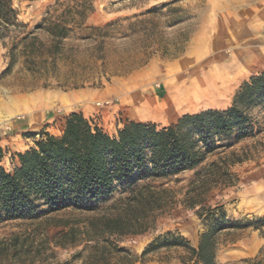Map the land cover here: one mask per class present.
Here are the masks:
<instances>
[{"label":"rangeland","instance_id":"374dc122","mask_svg":"<svg viewBox=\"0 0 264 264\" xmlns=\"http://www.w3.org/2000/svg\"><path fill=\"white\" fill-rule=\"evenodd\" d=\"M18 9L33 49L18 48L12 60L0 43V165L9 173L19 164L17 153L29 149L40 132L59 135L70 112L83 113L110 135L130 121L166 126L183 114L229 107L241 83L264 69V0H33ZM54 23L68 28L60 40L48 32ZM60 95L74 99L61 103ZM145 98L170 105L151 111ZM251 116L264 126L261 109ZM263 137L264 130L221 154L249 157L207 188L193 190L191 183L219 155L170 178L140 182L156 191L160 207L143 211V231L114 242L134 256L163 236H183L196 246L199 234L215 222L197 217L201 206H221L226 218L219 222L226 226L263 217L264 197L253 199L243 174L264 164ZM192 195L197 203L189 207ZM118 197L94 212L0 221V264H84L93 242L82 230L93 220L126 213L124 200L114 203ZM69 228L74 244L71 237L62 239ZM60 241L68 245L55 244ZM217 242L216 264H264V239L252 225L221 231ZM185 255L184 247L161 246L142 261L122 260L121 254L108 264H182Z\"/></svg>","mask_w":264,"mask_h":264},{"label":"trees","instance_id":"16d2710c","mask_svg":"<svg viewBox=\"0 0 264 264\" xmlns=\"http://www.w3.org/2000/svg\"><path fill=\"white\" fill-rule=\"evenodd\" d=\"M25 1L33 0H0V43L12 60L18 48L26 53L33 49L30 33L21 31L25 24L18 19V7ZM48 32L60 40L68 28L54 23ZM231 103L224 109L207 108L183 114L166 126L130 121L113 135L83 113L70 112L64 117L59 135L40 132L29 149L17 153L19 164L11 173L0 165V221L31 220L66 210L94 212L118 194L114 203L124 200L126 213L93 220L81 232L84 239L93 242L84 264H108L112 256L121 254L122 260L142 261L161 246L184 247L186 255L181 258L182 264H216L218 233L230 227L252 225L264 239V216L251 224L226 226L219 222L226 218L221 206H201L195 210L197 217L215 222H209L199 234L195 247L183 236L173 241L163 236V242L150 244L139 256L118 247L113 237L143 231L146 219L143 211L160 207L156 191L140 182L170 178L196 168L208 156L219 155L191 183L193 190L204 189L230 176V166L248 159L246 152L221 154L246 138L261 135L264 130L251 116V111L259 108L264 120V69L241 83ZM3 155L0 146V160ZM194 198L195 195L190 197L189 207L196 205ZM73 231L74 228H69L62 239L66 241ZM71 238L69 244H74V237ZM55 244L66 247L68 242ZM55 264H69V261Z\"/></svg>","mask_w":264,"mask_h":264},{"label":"crops","instance_id":"0c3cea01","mask_svg":"<svg viewBox=\"0 0 264 264\" xmlns=\"http://www.w3.org/2000/svg\"><path fill=\"white\" fill-rule=\"evenodd\" d=\"M73 99H74L73 95L71 96L70 95H63V96L60 95L61 103L69 102L70 100H73ZM243 174L249 178L250 183L248 184L251 187L249 191L251 192L253 199H256L258 201L261 199L262 195L264 197V164H262L261 166H256L254 164V166H251L249 169L244 171ZM195 237L196 236H194L193 234L190 235V238H195ZM186 240L189 241V244L191 247L192 246L195 247L193 244H191V240L189 238H186Z\"/></svg>","mask_w":264,"mask_h":264},{"label":"bare ground","instance_id":"6f19581e","mask_svg":"<svg viewBox=\"0 0 264 264\" xmlns=\"http://www.w3.org/2000/svg\"><path fill=\"white\" fill-rule=\"evenodd\" d=\"M213 77V76H212ZM191 80V79H190ZM207 81H209V79L207 80ZM211 81H213V80H211ZM188 82H189V79H188ZM191 82H192V80H191ZM190 83V82H189ZM207 83V82H206ZM186 86V85H185ZM213 87V86H212ZM173 94V93H172ZM171 95V94H170ZM146 97V96H145ZM145 101H144V103H145V105H146V107H148L149 109H151V111H155V112H161V111H163L165 108H168V106L170 105V104H168L167 102V100L166 101H157V100H155L154 98L153 99H150V100H148V99H144ZM171 103V102H170ZM172 104V103H171Z\"/></svg>","mask_w":264,"mask_h":264}]
</instances>
